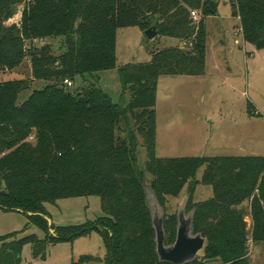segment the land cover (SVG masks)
I'll return each mask as SVG.
<instances>
[{"label": "trees", "instance_id": "1", "mask_svg": "<svg viewBox=\"0 0 264 264\" xmlns=\"http://www.w3.org/2000/svg\"><path fill=\"white\" fill-rule=\"evenodd\" d=\"M26 1L20 24L9 23L14 8ZM220 2L0 0V71L17 68L29 55L32 79L46 82L19 102L31 80L0 81V210L23 211L46 231L44 239H17L18 232L0 237V264H20L27 244L33 246L35 258H45L49 246L92 229L104 234L106 256L83 255L74 264H171L161 262L157 253L147 184L165 210L167 245L175 242L178 225V215L168 212V196L177 197L188 186L186 208L192 205L194 211L193 231L206 242L202 254L186 264H251L250 239L264 245V156L156 155L159 79L205 74V18L218 14ZM233 4L244 40L264 48V0ZM191 9L203 16L198 30ZM133 26L155 27L158 36L189 40L191 47L151 50L149 62L117 67V31ZM45 37L63 39L59 55L48 44L26 45L27 40ZM114 68L123 95L130 96L125 105L93 83L78 91L66 83ZM138 133L148 155L143 167ZM200 183L210 185L213 196L195 201ZM90 195L102 198L105 215L81 226H49L46 203Z\"/></svg>", "mask_w": 264, "mask_h": 264}, {"label": "rangeland", "instance_id": "2", "mask_svg": "<svg viewBox=\"0 0 264 264\" xmlns=\"http://www.w3.org/2000/svg\"><path fill=\"white\" fill-rule=\"evenodd\" d=\"M26 6L27 1L17 5L9 23L20 24ZM192 11H196L197 18ZM234 11L233 0H221L218 14L205 18L207 38L204 75L160 77L155 105L157 157L264 156V48L258 49L244 40L240 19ZM202 17L200 10L191 9L196 30L199 29ZM63 42L62 38L45 37L33 42L27 40L26 45L48 44L52 52L59 55ZM176 45L191 47L189 40L157 34L150 39L146 30L138 26L120 28L116 39L117 67L147 63L151 59V50ZM32 78L29 55L17 68L0 71V81L31 80L30 89L20 94L19 102L24 101L33 89L46 85L44 80ZM92 83L108 93L115 103L125 105L130 101L129 95H123L118 68L78 75L68 88L78 91ZM138 139L139 162L143 167L148 155L141 133H138ZM203 172V168L199 169L198 179L202 178ZM146 195L150 199V212L158 219L164 211L149 184L146 185ZM188 196V186L177 197L168 196V212L178 215L185 210L188 217L192 210V205L186 208ZM212 196L213 188L200 183L196 187L194 200L203 201ZM45 207L50 227L86 225L105 215L102 198L98 195L61 198L56 203H46ZM246 221L250 229L252 219L249 209ZM14 232H18L17 239L30 235L40 239L46 237V231L31 223L27 213L0 210V237ZM50 232L56 234L53 228H50ZM107 252L104 234L101 230L92 229L85 235L49 246L45 258H35L33 246L27 244L20 264H74L83 255L104 258ZM249 253L251 264H264L263 244H255L250 239Z\"/></svg>", "mask_w": 264, "mask_h": 264}, {"label": "water", "instance_id": "3", "mask_svg": "<svg viewBox=\"0 0 264 264\" xmlns=\"http://www.w3.org/2000/svg\"><path fill=\"white\" fill-rule=\"evenodd\" d=\"M156 34L157 30L155 27H151L146 30V35L150 39L153 38ZM154 195L156 197L155 192ZM147 203L149 206V198H147ZM159 205L162 207L160 203ZM163 211L164 212L158 219L151 212L153 226L156 231L157 253L160 261L168 262L171 264H186L188 262L194 261L200 255V253H202L206 242V239L202 236V234H195L193 231L194 211H191L188 217H186L185 215V210L179 212L176 240L174 243L169 245H167L165 242L166 238L164 229V208Z\"/></svg>", "mask_w": 264, "mask_h": 264}, {"label": "built area", "instance_id": "4", "mask_svg": "<svg viewBox=\"0 0 264 264\" xmlns=\"http://www.w3.org/2000/svg\"><path fill=\"white\" fill-rule=\"evenodd\" d=\"M192 14H193V16H194L195 18H197V16H196V11H192ZM66 83L69 84V85L72 84V82H70L69 80H66Z\"/></svg>", "mask_w": 264, "mask_h": 264}, {"label": "crops", "instance_id": "5", "mask_svg": "<svg viewBox=\"0 0 264 264\" xmlns=\"http://www.w3.org/2000/svg\"><path fill=\"white\" fill-rule=\"evenodd\" d=\"M186 76H191V75H186ZM158 131V130H157ZM158 133V132H157ZM158 135V134H157ZM157 138H158V136H157Z\"/></svg>", "mask_w": 264, "mask_h": 264}]
</instances>
